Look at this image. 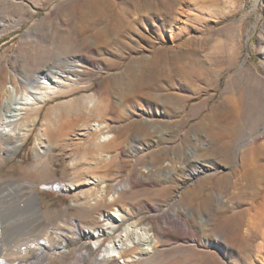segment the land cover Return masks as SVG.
<instances>
[{
    "label": "rangeland",
    "instance_id": "374dc122",
    "mask_svg": "<svg viewBox=\"0 0 264 264\" xmlns=\"http://www.w3.org/2000/svg\"><path fill=\"white\" fill-rule=\"evenodd\" d=\"M79 57L78 82L0 160V264H108L84 230L112 194L159 237L125 264H264V0H0V105L8 83ZM96 121L124 141L107 164L96 131L70 139ZM43 131L63 141L37 156ZM90 176L108 185L93 207L75 202L89 185L67 189Z\"/></svg>",
    "mask_w": 264,
    "mask_h": 264
},
{
    "label": "bare ground",
    "instance_id": "6f19581e",
    "mask_svg": "<svg viewBox=\"0 0 264 264\" xmlns=\"http://www.w3.org/2000/svg\"><path fill=\"white\" fill-rule=\"evenodd\" d=\"M80 61L81 57L69 58L68 64L65 66L51 68L48 73L39 75L33 79L32 77L31 79L28 78L26 81L27 87L23 89L15 82H10L6 88L4 87L5 95H3L0 105V160L4 161V153L9 156L13 155L26 143L35 128L40 116V110L44 104L52 97L57 96L58 93L73 88V85L78 82V79L75 77L80 74L77 71L79 67L77 63ZM2 88L0 87V92L3 90ZM94 131L97 132L95 133V137ZM115 136L102 122L96 121L92 124H83L74 134V138L70 139L82 141L94 137V145L98 149L101 162L107 164L112 159L113 148L121 146L124 143L122 140L118 141ZM51 139L47 131H43L38 135L35 145L37 156H43L41 152L43 154L53 152V148L60 144L59 141H63V138L62 140L59 139L55 145ZM65 139L67 140L68 138ZM113 145L114 147L112 148ZM136 146H138L136 142L131 143L129 149L131 148V150L135 151ZM116 149L118 150L119 148ZM190 153L194 154L195 150L191 148ZM203 168L204 165H199L196 170L190 172V175L196 174ZM81 181L80 183H69L67 186L69 190L76 189L81 184L90 186L86 192L78 195L75 202L93 207L102 203L103 200L107 201L108 185L106 178L102 176H90L81 179ZM100 184L102 185L101 189L97 188ZM117 187H113L112 190H121ZM118 197L119 195L114 197L112 194L111 199L108 198V203L115 205ZM30 201L33 205H36L37 196L35 194L30 195ZM114 205L112 210L102 213V221H93V229L84 230L86 238L93 240L97 249L102 248L96 260L99 263L117 264L123 262L125 264L134 262L155 252L156 247L159 245V237L152 227L150 225H142L139 221L130 222L127 211ZM168 218L172 219V227L176 231L179 230L177 212L168 213ZM101 223L103 225H100ZM185 224L186 233H189L191 226L187 222ZM51 248L61 252L62 259L67 254L66 245L53 243ZM44 253L43 246H38L35 258L43 257ZM93 253L94 249L85 252L82 257H90ZM79 255L81 256V254ZM57 258L60 257L58 256Z\"/></svg>",
    "mask_w": 264,
    "mask_h": 264
}]
</instances>
